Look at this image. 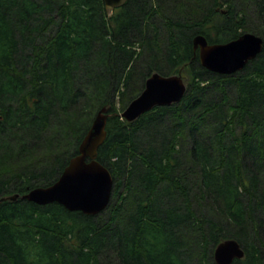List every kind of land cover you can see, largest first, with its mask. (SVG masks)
Listing matches in <instances>:
<instances>
[{
    "label": "trees",
    "instance_id": "1",
    "mask_svg": "<svg viewBox=\"0 0 264 264\" xmlns=\"http://www.w3.org/2000/svg\"><path fill=\"white\" fill-rule=\"evenodd\" d=\"M246 32L264 39V0H127L111 16L104 0H0V199L20 194L0 201V264H214L231 238L233 264H264V48L225 75L193 44ZM154 72H181L185 96L126 121ZM106 106L107 208L22 199Z\"/></svg>",
    "mask_w": 264,
    "mask_h": 264
},
{
    "label": "water",
    "instance_id": "2",
    "mask_svg": "<svg viewBox=\"0 0 264 264\" xmlns=\"http://www.w3.org/2000/svg\"><path fill=\"white\" fill-rule=\"evenodd\" d=\"M127 0H104L108 15ZM194 49L199 48L201 64L209 70L230 75L242 70L264 48V39L246 32L225 43L210 44L202 34L193 39ZM181 72L163 75L154 72L145 82L142 92L121 112L128 122L137 120L157 106L179 103L186 94L187 83ZM110 107L101 108L90 129L79 145V153L73 156L58 179L48 186H39L21 196L40 205L58 202L69 210H79L95 215L107 208L113 193L114 178L98 160V149L104 142ZM20 194L7 195L0 199L16 200ZM245 257L243 246L236 239L221 241L214 250L217 264H233Z\"/></svg>",
    "mask_w": 264,
    "mask_h": 264
},
{
    "label": "rangeland",
    "instance_id": "3",
    "mask_svg": "<svg viewBox=\"0 0 264 264\" xmlns=\"http://www.w3.org/2000/svg\"><path fill=\"white\" fill-rule=\"evenodd\" d=\"M253 33V32H252ZM186 83H187V81H186ZM116 103H117V108H120L121 106H120V98L119 97H117V99H116ZM259 216H261V214L259 215ZM262 217V216H261ZM211 253V252H210ZM211 255V257H210V259L212 258V263H214V264H217L216 263V261H215V258H214V254H213V251H212V254H210Z\"/></svg>",
    "mask_w": 264,
    "mask_h": 264
},
{
    "label": "bare ground",
    "instance_id": "4",
    "mask_svg": "<svg viewBox=\"0 0 264 264\" xmlns=\"http://www.w3.org/2000/svg\"><path fill=\"white\" fill-rule=\"evenodd\" d=\"M244 69V68H243Z\"/></svg>",
    "mask_w": 264,
    "mask_h": 264
}]
</instances>
